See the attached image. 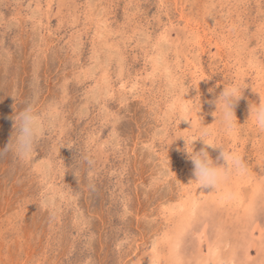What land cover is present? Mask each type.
Segmentation results:
<instances>
[{
	"label": "rangeland",
	"instance_id": "1",
	"mask_svg": "<svg viewBox=\"0 0 264 264\" xmlns=\"http://www.w3.org/2000/svg\"><path fill=\"white\" fill-rule=\"evenodd\" d=\"M260 97L264 0H0V149L56 109L31 159L0 155V264H264ZM205 133L248 166L215 191L189 184Z\"/></svg>",
	"mask_w": 264,
	"mask_h": 264
},
{
	"label": "clouds",
	"instance_id": "2",
	"mask_svg": "<svg viewBox=\"0 0 264 264\" xmlns=\"http://www.w3.org/2000/svg\"><path fill=\"white\" fill-rule=\"evenodd\" d=\"M211 91V90H210ZM243 96V92L234 86H224L223 91L215 99V111L219 108L221 113V123L225 130L231 133L237 120L235 115V106ZM56 114L54 106H50L46 111L41 112L31 104L26 106L17 114L14 120V140L3 149H0V155L14 152L21 160H29L33 156L37 140L45 134L52 126ZM250 117L254 121V126L264 132V99L260 97L259 104H250ZM12 136V137H13ZM199 140L205 145L199 151H191L186 146L188 159L193 164L194 180L189 184L199 185V189L217 190L224 179L230 175H246L248 166L243 158L236 152L225 151L223 148H214L206 143V133ZM219 149V155L216 160L210 156L207 148ZM222 161V163H219Z\"/></svg>",
	"mask_w": 264,
	"mask_h": 264
}]
</instances>
